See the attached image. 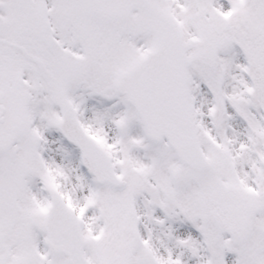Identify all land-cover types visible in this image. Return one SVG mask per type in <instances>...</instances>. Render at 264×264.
<instances>
[{"label": "snow or ice", "instance_id": "6c2138e0", "mask_svg": "<svg viewBox=\"0 0 264 264\" xmlns=\"http://www.w3.org/2000/svg\"><path fill=\"white\" fill-rule=\"evenodd\" d=\"M0 264H264V0H0Z\"/></svg>", "mask_w": 264, "mask_h": 264}]
</instances>
